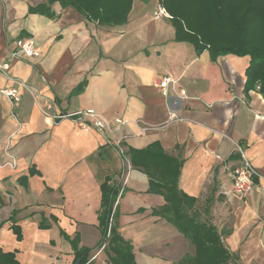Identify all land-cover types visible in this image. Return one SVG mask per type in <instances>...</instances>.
Wrapping results in <instances>:
<instances>
[{"label":"crops","instance_id":"0c3cea01","mask_svg":"<svg viewBox=\"0 0 264 264\" xmlns=\"http://www.w3.org/2000/svg\"><path fill=\"white\" fill-rule=\"evenodd\" d=\"M47 2L0 0V59L20 38L33 37L40 51L11 62V75L30 85L19 88V102L1 91L17 84L0 73V162H15L0 166V264H73L81 247L88 249L84 264H112L107 246H99L106 181L123 189L115 230L133 245L136 264L178 261L186 238L153 213L165 198L150 191L144 170L129 167L95 129L51 115L89 108L125 120L114 135L123 136L126 153L154 147L184 159L179 188L199 198L201 218L228 214L230 250L243 264H264V92L260 84L245 90L250 57L213 60L209 50L198 54L192 43L177 41L171 20L153 16L158 0H133L128 21L117 26L88 21L59 2L54 17L30 11ZM165 75L187 96L173 88L163 96L156 83ZM237 144L261 174L245 195L231 191Z\"/></svg>","mask_w":264,"mask_h":264},{"label":"trees","instance_id":"16d2710c","mask_svg":"<svg viewBox=\"0 0 264 264\" xmlns=\"http://www.w3.org/2000/svg\"><path fill=\"white\" fill-rule=\"evenodd\" d=\"M55 2L63 8L72 6L88 21L109 26L125 24L133 5V0H48L30 11L54 17L52 5ZM158 2L171 15L176 40L192 43L198 54L207 49L213 60L227 54L249 56L245 90L260 84V91L264 92V0ZM126 154L133 167L140 166L149 176L150 191L165 198V204L153 213L172 223L193 246V252L185 253L175 264H240L239 255L226 243L232 230L219 228L210 218H201L202 213L197 207L199 198L179 188L184 159L154 147ZM101 190L103 240L99 246H107L112 264H136L133 245L115 230L116 202L121 196V188L106 181ZM213 196L214 192H211L205 199L204 216L211 214ZM87 251L85 247L76 248L73 264H84Z\"/></svg>","mask_w":264,"mask_h":264},{"label":"built area","instance_id":"2783aa9c","mask_svg":"<svg viewBox=\"0 0 264 264\" xmlns=\"http://www.w3.org/2000/svg\"><path fill=\"white\" fill-rule=\"evenodd\" d=\"M153 16L155 18H171V15L168 13L166 8L160 3L157 2L156 6L153 10ZM17 48L15 51L11 52L5 60L0 59V73H2L5 77H8L15 81L17 84L16 87L1 89V91L8 96L13 103H17L21 100V93L19 88L23 87L26 90H30V85L23 81L22 79L14 78L11 73V62L12 60L20 57H39L40 51L37 47L36 40L33 37L20 38L16 41ZM161 91V94L165 97L170 95V91L173 88L174 91L179 92L181 97H186L187 92L184 88L178 86V79L165 75L161 77L156 83ZM259 88V86H258ZM52 106L49 104L46 108L42 109L44 113H48ZM52 118L55 122H58L62 119H71L77 126L82 129L93 128L97 132H99L105 142L109 145H115L121 154L126 160L130 167V161L128 160L126 149L123 145V136L116 137L114 134L121 131L125 120L123 118L117 117L113 120H107L100 116L95 109H79L75 111L68 112H58L52 111ZM170 120H178L177 117L173 114L170 115ZM139 123L142 121H138ZM147 129L144 124H142V130ZM236 149L240 155L239 164L232 170L231 172V180H232V192L245 195L249 193L256 180L261 177L259 171L254 167L249 157L246 155L245 150L242 145L237 144ZM5 164H10L12 166L15 165L14 161L11 162H0V166ZM123 189H121L122 193ZM231 191H224L225 194L230 193ZM119 199V197H118ZM118 202V200H117ZM116 202V203H117ZM113 220V214L111 216V221Z\"/></svg>","mask_w":264,"mask_h":264},{"label":"rangeland","instance_id":"374dc122","mask_svg":"<svg viewBox=\"0 0 264 264\" xmlns=\"http://www.w3.org/2000/svg\"><path fill=\"white\" fill-rule=\"evenodd\" d=\"M218 211V209H213V213H214V211ZM222 212H223V209H222ZM228 216V214H225L224 212L223 213H220L219 214V216H218V214L217 215H212V217H211V220H213L214 221V223L217 225V226H219V228H220V226H222V224H223V222L226 220H228V218H225V217H227ZM231 216H232V214H231ZM232 225V223H231V220H230V222L229 221H227V223L225 224V229H227V227H229V226H231ZM226 243H227V241H226ZM227 245H228V243H227ZM102 247H104V246H102ZM228 247L230 248V246L228 245ZM103 249V248H102ZM193 252V246L190 244V242L188 241V240H186V239H183V241H180L179 242V248H178V252L176 253V258L177 259H179V258H181L185 253H192ZM240 264H243V262L241 261V259H240ZM233 264V263H232ZM254 264V263H253Z\"/></svg>","mask_w":264,"mask_h":264}]
</instances>
